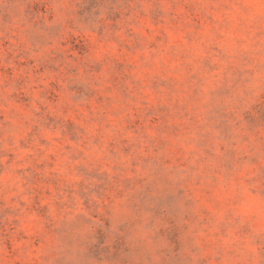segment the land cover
Returning a JSON list of instances; mask_svg holds the SVG:
<instances>
[{
  "label": "rangeland",
  "instance_id": "obj_1",
  "mask_svg": "<svg viewBox=\"0 0 264 264\" xmlns=\"http://www.w3.org/2000/svg\"><path fill=\"white\" fill-rule=\"evenodd\" d=\"M71 3L74 21L92 36L74 37L61 45L67 51L50 55L40 54L32 36L45 5L0 2V48L23 38L34 53L9 52L4 63L11 66L0 65V142L15 139L21 150L38 145L28 167L9 172L15 195L7 199L0 166V264H22L29 250V264H50L40 247L49 240L59 257L56 229L76 222L72 193L118 167L130 177L120 193L129 209L149 204L162 232L164 214L174 212L192 264H228L223 242L247 235L264 217V103L257 102L264 100V0ZM237 89L253 94V103L229 111ZM7 155L10 164L15 157ZM161 161L183 179H168ZM50 211L67 218L50 225ZM175 236L169 231L166 239ZM106 239L98 229L84 254L59 264H129L132 252L118 243L109 252ZM208 241L216 255L198 256Z\"/></svg>",
  "mask_w": 264,
  "mask_h": 264
},
{
  "label": "clouds",
  "instance_id": "obj_2",
  "mask_svg": "<svg viewBox=\"0 0 264 264\" xmlns=\"http://www.w3.org/2000/svg\"><path fill=\"white\" fill-rule=\"evenodd\" d=\"M39 2L48 9L47 16L54 17L53 20H49L47 16L37 17L40 22L32 31V36L40 42L36 45L40 54L49 53L51 55L58 51H67V47L62 49L61 45L67 46L68 41L74 37L91 38L92 33L87 30V27L74 21L71 14L73 7L71 0H39ZM261 6L264 7V4ZM245 15H249L248 8L245 9ZM259 24L264 28V12L260 13ZM4 39H9V37H4ZM10 43L11 47L0 48V65L4 67L11 66V61L7 64L4 63V57L9 52L13 58H18V55L23 58H31L30 54H34L31 52L32 46L26 43L23 38L12 40ZM258 75L260 80L264 81V68L260 70ZM233 95L234 99L228 109L229 111L239 110L253 103V94L237 89ZM257 102L264 103V100ZM22 138L18 137V139ZM37 148L38 145H34L31 148L21 150L15 139L11 144L7 138L0 142V166L4 168L5 199H7V195H15L9 187V172L14 175L17 167H28ZM9 152L13 153L15 157L10 164L7 163ZM17 161L22 163L17 164ZM145 163L150 162L145 161ZM161 164L164 171L168 173V179L177 181L183 179L178 168H174L172 165H164L162 161ZM128 179L130 177H127V173L118 167L110 171L106 179L85 180L79 192L72 193L75 197L73 214L76 216V222L56 229L57 235L60 237L59 244L63 249L61 255L56 256L59 249L57 244L51 240L47 244L41 243L40 245L41 248H47L50 264L52 261L54 264H59L62 256L75 259L77 253L84 254L91 245L96 243L98 229L106 230L107 239L103 246L108 247L109 252L112 251L111 245L113 243L121 244L132 252L129 264H173L172 258L174 256L179 257L180 264H192L189 246L178 235L182 231L180 228L182 221L179 217L174 212L164 214L168 229L162 232V225L154 222L156 221L157 210L149 204L143 201V203L140 202L129 209L126 204V197L120 195L121 184H126ZM55 198L56 194L54 193L51 199ZM148 213H152V215L148 216ZM48 216L51 217L48 220L50 225H52L53 220L67 218L64 212L57 216L50 211ZM173 230L176 234L175 242H169L166 239V234ZM256 232L264 233V217H262L259 225L252 228L247 235L237 233L232 236L230 234V239L222 244L224 259L228 261V264H264V237L257 238ZM206 243L210 246H198L197 255L205 258L216 255L215 248L217 245L211 241ZM174 249L176 251H173ZM30 261L31 250L26 254V259L22 261V264H29ZM89 264H97V262L90 261ZM100 264H105V262L101 261ZM198 264H205V260L200 259ZM207 264H214V262L208 259ZM217 264H224V260H219Z\"/></svg>",
  "mask_w": 264,
  "mask_h": 264
}]
</instances>
